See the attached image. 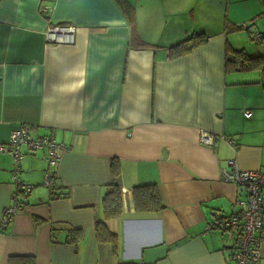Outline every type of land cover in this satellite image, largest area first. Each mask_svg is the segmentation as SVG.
<instances>
[{"label": "crops", "instance_id": "crops-1", "mask_svg": "<svg viewBox=\"0 0 264 264\" xmlns=\"http://www.w3.org/2000/svg\"><path fill=\"white\" fill-rule=\"evenodd\" d=\"M124 1L133 8L135 40L116 0H0V143L20 124L31 138L62 143L53 171L58 193H67L50 198L46 150L23 145L18 175L29 189L0 229V264L22 255L37 264L230 261V237L206 226L215 210L235 212L244 195L223 180L228 160L264 170V74L256 65L225 64L224 51L261 56L264 38L251 46L245 29L227 27L264 32V0ZM58 23L76 27L72 44L46 40ZM193 33L206 41L169 56ZM203 131L219 137L214 146L198 141ZM114 159L123 210L106 224L116 251L94 230ZM12 171L11 155L0 154V218L14 202ZM148 183L163 205L156 213L135 209L133 187ZM70 229L81 231L76 246L67 241ZM258 232L264 236V227ZM259 256L264 264V242Z\"/></svg>", "mask_w": 264, "mask_h": 264}, {"label": "built area", "instance_id": "built-area-1", "mask_svg": "<svg viewBox=\"0 0 264 264\" xmlns=\"http://www.w3.org/2000/svg\"><path fill=\"white\" fill-rule=\"evenodd\" d=\"M45 9H47L45 7ZM76 27L73 25L55 24L49 27L46 33V40L50 43L72 44L74 42ZM259 34H253L252 38L256 42L260 41ZM264 86V85H262ZM245 117H250L251 112L245 111ZM198 141L204 145L214 146L217 142V135L201 132L197 137ZM229 143L235 145V140L228 139ZM26 145L29 150H46V161L48 167L44 174V182L47 187L53 186V167L60 159L64 150V145L58 143L50 136L31 138L28 125L20 124L12 130L9 139L5 143H0V154L9 153L13 161L12 180L17 185L16 190H21L25 194L29 186L19 179L20 161L23 157L21 147ZM229 170H223L222 177L225 182L236 186L244 187V195L236 201V211L224 214L221 211H213L211 221L206 226V231L216 229L220 234H225L231 239V253L228 264H258L260 259V247L264 242V236L259 234L264 227V170L260 169H240L235 160H228ZM15 192L12 193L13 203L3 209L0 218V229L8 225L15 218L22 204L18 202Z\"/></svg>", "mask_w": 264, "mask_h": 264}, {"label": "trees", "instance_id": "trees-1", "mask_svg": "<svg viewBox=\"0 0 264 264\" xmlns=\"http://www.w3.org/2000/svg\"><path fill=\"white\" fill-rule=\"evenodd\" d=\"M118 5L123 10L124 14L126 15L129 24L131 26V30L134 29V19H133V8L132 6L124 0H116ZM264 2V1H262ZM227 27V26H226ZM245 29L248 34L250 35L251 39L253 34L250 31L249 25H234L228 26V31H238ZM260 35L259 38H264V32L258 33ZM132 40L137 39L135 36L134 30L131 32ZM207 36L204 33H193L190 36L186 37L183 40L171 45L169 47V56L177 57L187 54L191 52L193 48L201 45L206 41ZM139 41V40H138ZM139 46L147 47L146 43H142L139 41ZM225 52V64L235 65L236 63L241 67H252L257 66L261 69L262 74H264V55L251 57L248 56L246 51L243 49H233L229 46H226ZM109 175L110 180L105 185L104 193L101 197V210L102 216L95 222L94 230H95V237L100 242H108L111 243L113 250L116 251L117 248V235L116 233L109 230L106 220L113 219L118 217L122 213V200H121V190L120 186L117 183L116 179L119 176V163L114 159L109 165ZM55 173L53 171V186L48 187L50 190V198H59L65 197L67 193H62L58 191L60 190L56 183H55ZM156 185L154 183L142 184L133 187V199L135 203V209L138 212H153L156 213L160 210H163V205ZM16 194L18 197V202H21V198L23 197V193L21 190H16ZM20 197V199H19ZM81 231L78 229H70L67 233V241L72 242L76 246V242L81 238ZM8 264H37L35 258L30 255H22V256H12L9 258Z\"/></svg>", "mask_w": 264, "mask_h": 264}, {"label": "rangeland", "instance_id": "rangeland-1", "mask_svg": "<svg viewBox=\"0 0 264 264\" xmlns=\"http://www.w3.org/2000/svg\"><path fill=\"white\" fill-rule=\"evenodd\" d=\"M245 39H247V41H249V42H247L248 43V45L250 44L251 46H260L261 45V43H257L256 41H254V40H252V39H250V38H245ZM250 48V47H249ZM251 53H253V51H251ZM41 151V150H40Z\"/></svg>", "mask_w": 264, "mask_h": 264}]
</instances>
